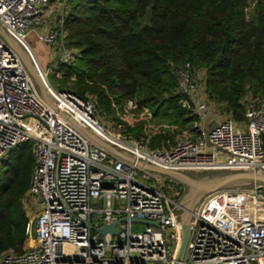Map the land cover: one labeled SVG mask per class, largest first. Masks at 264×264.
<instances>
[{
	"label": "built area",
	"instance_id": "2783aa9c",
	"mask_svg": "<svg viewBox=\"0 0 264 264\" xmlns=\"http://www.w3.org/2000/svg\"><path fill=\"white\" fill-rule=\"evenodd\" d=\"M53 2L68 0H0V26L29 55L55 106L0 35V164L24 144L33 145L35 157L23 200L35 245L23 253L5 251L0 264H176L181 213L179 201L165 193L163 177L111 154L64 116L136 161L163 169L264 173V100L247 96L243 125L221 117L200 70L185 62L174 73L180 103L195 118L192 133L167 149L152 148L147 138L116 137L101 122L97 97L52 87L29 41L34 35L58 50L61 65L75 62L78 52L67 46L63 16L41 28ZM28 202L35 210L32 222ZM115 223L118 234L100 233ZM182 264H264V186L204 197L193 214Z\"/></svg>",
	"mask_w": 264,
	"mask_h": 264
},
{
	"label": "trees",
	"instance_id": "16d2710c",
	"mask_svg": "<svg viewBox=\"0 0 264 264\" xmlns=\"http://www.w3.org/2000/svg\"><path fill=\"white\" fill-rule=\"evenodd\" d=\"M66 6L67 46L78 54L60 71L77 96L97 97L104 111L138 99L155 117L195 121L185 117L177 92L174 71L185 62L206 71L210 100L225 104L236 121L246 120L244 98L264 100V0H68ZM138 129L126 132L141 139ZM163 139L155 136L149 145L161 147ZM34 166L32 144L18 146L0 164V257L10 249L25 252L23 200Z\"/></svg>",
	"mask_w": 264,
	"mask_h": 264
},
{
	"label": "rangeland",
	"instance_id": "374dc122",
	"mask_svg": "<svg viewBox=\"0 0 264 264\" xmlns=\"http://www.w3.org/2000/svg\"><path fill=\"white\" fill-rule=\"evenodd\" d=\"M66 8L67 6L62 2H53L51 5L47 6L44 11V20L41 28L43 29L46 27H53L57 25L58 22H60L63 14L65 13ZM254 8L255 5L253 3H250L247 8L248 16L252 15ZM42 46L50 50V54L48 57L49 63L46 68H44L52 87L60 92L75 94L73 91V82L65 81L63 79V72L60 71V68L63 65L59 64L57 57V53H59L58 50L50 49L45 45ZM68 48L70 50H73V48ZM200 72V76L203 77V79L206 81V71L200 70ZM244 102L245 98L242 100V103ZM215 104L216 106L220 105L221 111L224 112L227 116H230L226 110L225 104ZM99 114L101 116V122L104 124L107 132L116 137H124L127 134L126 127H140V129L138 130L143 131V134L140 133V135L144 136L142 138H147L148 140L152 139L155 136H163L164 139L161 141V147H158L159 149H167L169 147H172L174 144H176V142L184 139L186 135H190L193 131L194 121L189 124H176L174 122L175 117L173 115L155 117L153 110L151 108L144 107L138 99H131L126 101V103L123 105L122 110L115 105L112 107V110L109 111H104L99 107ZM185 117L191 118V115L187 114ZM238 123L243 125L246 122L244 120L238 121ZM136 132L138 131L136 130ZM132 137H134V139L136 138V136L134 135H132ZM190 173L195 175L197 178L207 179L222 172L209 171ZM161 184L168 197L175 201H180V199H182L184 195L188 193L187 187L174 180L163 177ZM178 185H181L182 187L178 188ZM28 204L29 206H31L30 202H28ZM34 215L35 210L32 208L30 210V222H32ZM142 227L144 226L142 225ZM138 229H140V227H134V231ZM34 245L35 242L32 240V238H29L25 250Z\"/></svg>",
	"mask_w": 264,
	"mask_h": 264
},
{
	"label": "water",
	"instance_id": "95a60500",
	"mask_svg": "<svg viewBox=\"0 0 264 264\" xmlns=\"http://www.w3.org/2000/svg\"><path fill=\"white\" fill-rule=\"evenodd\" d=\"M0 35L16 50L23 60L27 70L37 84L42 97L44 100L53 108H55L46 88V85L38 73L37 69L32 63L29 55L6 33V31L0 26ZM66 119L70 120L78 129H80L86 136H88L96 144L110 152L111 154L128 161L132 164H136L138 167L142 168L145 171L158 174L162 177L174 180L188 189V193L180 199L176 210L181 213V223H182V232H181V245L177 255V263L182 264L188 241L191 235V224L193 219V214L196 207L202 201V199L210 194L216 193L218 191L240 187V186H251V185H260L264 186V173H255L252 171H223L220 174H216L207 179L197 178L191 173H185L180 171H173L163 169L151 164H146L143 162L136 161L134 158L129 155L119 151L113 145L104 141L102 138L95 135L90 130L80 126L77 123H74L69 117L64 116ZM121 221H125L122 219ZM136 221V220H134ZM148 225H157V222L143 221ZM117 223L112 225H106L100 230L102 235L107 233L118 234L119 230L117 229Z\"/></svg>",
	"mask_w": 264,
	"mask_h": 264
},
{
	"label": "crops",
	"instance_id": "0c3cea01",
	"mask_svg": "<svg viewBox=\"0 0 264 264\" xmlns=\"http://www.w3.org/2000/svg\"><path fill=\"white\" fill-rule=\"evenodd\" d=\"M29 41L31 43V45L33 46L35 53L40 61V63L42 64V66H44L46 68V66L49 63L48 57L50 54V50L43 47L42 44H40L37 39L35 38V36L33 35V37L30 35L29 37ZM36 46V47H35ZM52 60V59H51ZM216 105V104H215ZM216 108L218 109L219 115H221V117H225L227 116L224 112L221 111L220 109V105L216 106ZM247 120V119H246Z\"/></svg>",
	"mask_w": 264,
	"mask_h": 264
},
{
	"label": "bare ground",
	"instance_id": "6f19581e",
	"mask_svg": "<svg viewBox=\"0 0 264 264\" xmlns=\"http://www.w3.org/2000/svg\"><path fill=\"white\" fill-rule=\"evenodd\" d=\"M103 136H105V137H106V135H103Z\"/></svg>",
	"mask_w": 264,
	"mask_h": 264
}]
</instances>
